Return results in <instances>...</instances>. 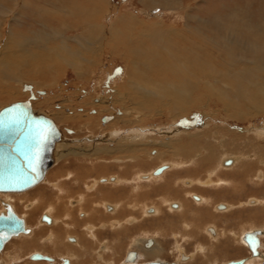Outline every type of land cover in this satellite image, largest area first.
<instances>
[{"label": "bare ground", "instance_id": "obj_1", "mask_svg": "<svg viewBox=\"0 0 264 264\" xmlns=\"http://www.w3.org/2000/svg\"><path fill=\"white\" fill-rule=\"evenodd\" d=\"M55 1L59 5L49 10L41 7L40 3L39 7L35 8L34 3H29L28 0H0V103L4 102L2 99L10 100L24 96L22 89L19 88L20 85L12 86L13 83L21 84L22 81H29L37 83L38 86H46L48 83L39 79H46L49 76L50 79L56 80L63 65L71 67V71L75 70L77 75L82 77L84 61L78 51L72 52L71 45L75 43L84 52L92 53V50L98 49L99 44L102 47L99 42L101 35L110 39L108 45L103 48L109 49L111 56L120 59L124 56L127 59L126 80L120 81L117 90L109 99L98 96L88 103L87 99L83 98L82 102L77 104L78 108H72L73 114H66L65 109L60 110L61 107L54 114L47 111L38 113L31 104L27 103L36 115L54 121L60 138L54 144L52 169L40 183L25 191L26 193L0 192V206L1 202H5L6 210L8 204L17 210V207L11 203L15 196L17 197L15 199L27 210L26 215L20 214L18 210L17 212L26 219L23 220L28 230L27 233L15 236L17 242H10L15 238L13 237L7 242L8 244L6 243L0 252V264H60L62 259L69 260L70 264H118L115 257L120 251L124 252L123 243L126 241H123L121 236L127 237V232L131 230L136 231V235L144 231L155 233V236L146 237L141 241L135 239L133 246L125 250L127 254L131 250L139 249V261L135 264L152 261L167 263V255L173 253V250L179 253V258L173 262L174 264H196L195 260L204 258L203 254L215 253L220 247H229L232 242L231 237L237 238L238 235V243L240 246H242L240 242L244 243L246 247H242L248 251L249 256L233 262L243 260L242 264L264 263V227H251L239 234L228 225L229 219H236L238 222L246 216H242L244 213L249 215L253 213L254 216H249L250 219L255 218L254 220L257 221L256 218L261 219L260 216L263 214L258 215L255 212L264 208V197L251 196L246 201L240 202L234 198L220 199L222 197L220 195H236L248 190V181L255 186L251 189L263 191L264 127L260 132L250 131V128L244 130V127L236 131L224 125L215 126L204 122L195 126L204 128L192 130L194 126L191 129L189 126L177 124L180 119L188 117L191 106L201 108L199 106L205 102L221 103L225 113L224 118L232 122H242L250 117H264V17L257 23V26L262 28L260 34H254L255 26L247 25L244 20L246 11L233 16L230 18L232 20L225 21L219 25L220 29H216L212 24L207 23L219 22H209L208 18L200 15H190L189 11L192 8L184 6V0H140L145 6H152L150 8L152 10L157 8L178 10L177 16L186 22L187 31L184 28H177L178 26L169 28L166 26V30H163L165 29L163 20L152 19L147 12H143L141 17L126 11L115 15L116 13L110 11L112 9L110 0ZM80 1L87 2L81 9ZM51 4H54V1ZM18 8L21 14L24 11L31 13L34 17L33 21L40 27L37 31L31 32L32 37L27 36V38L24 33L17 35L13 31L14 26L11 21L9 22L8 15L10 17L13 12L17 13ZM79 12L82 14V20L78 25L80 27L77 28L86 30L81 35L70 37L67 29L75 27L70 26L67 19L76 16ZM180 12H183V18ZM261 15L264 16V12ZM46 16L58 21L54 30L50 32L51 27L45 20ZM61 17L65 20L60 21ZM110 17V25H105V21ZM101 19L102 22L99 21ZM152 20L155 23L148 25ZM107 26H110V29H107ZM55 27L59 30H55ZM139 27L142 29H138ZM105 33H108V36ZM143 46H147L146 52L150 58H153V60L149 58L150 61L147 63L150 70L148 75L138 70L133 62L134 59L139 60L144 55ZM13 49L22 53L19 61ZM206 51L214 53L216 60H211L205 55ZM96 53L94 52L93 55ZM205 59L208 62L207 67L203 65ZM31 62L26 71L25 66ZM53 82L51 83H56ZM41 92L37 91V93ZM43 93L41 95L48 97L51 95V92L43 91ZM138 98L142 102H137ZM94 99L96 100L93 101ZM15 103L19 102L1 106L0 111ZM34 105L45 108L40 102ZM118 106L122 108L120 116L116 115L119 111L118 108L116 109ZM106 115L115 118L107 124L103 121ZM161 116L166 123H159L157 124L159 126H156L155 122H147ZM57 124L62 126L59 127ZM95 128H98L97 132ZM62 134L69 140H64ZM86 135L91 136L89 144L86 142L89 139L81 140ZM158 135L167 139L157 144ZM57 153H60L59 157L55 155ZM88 162L95 164L90 165L87 164ZM97 168L101 169L99 172L102 175L99 173V176H91L92 171ZM156 169L159 171L154 173ZM83 170L86 175L88 174L85 179L81 178ZM63 171H65L64 175L54 176ZM69 177L73 179L66 190ZM110 177L115 178V181H111ZM80 179H83L82 189L80 187L77 191L72 187L80 183ZM161 182L168 184H159ZM150 185L156 187L147 194L145 192L138 194V198L137 195L131 197L134 202L128 199L129 191L131 193L134 188L142 190ZM65 190L68 195L66 203L61 196ZM164 191L169 193V197L163 195L165 199L161 204L155 199L158 196L160 198L161 192ZM44 192H49L51 197L49 195L46 197ZM186 193H189L188 199H185ZM194 196L200 199H194ZM143 199L147 203L139 213L143 201L138 202V200ZM70 201L77 203L71 205ZM96 202L99 204H95ZM133 203L135 205H131ZM173 203L178 204V207H171ZM28 204L31 205L29 209ZM106 204L114 206L115 211L106 212L104 209ZM63 208H65L64 212ZM135 209H138V216L143 214L145 218L137 216V219L132 212H135ZM147 209H153L154 213L147 215ZM209 211L210 214L219 215L211 216L208 214ZM44 212H48L54 222L51 224L47 219L46 225L39 221L41 231L37 234L30 225ZM227 212L233 215L218 217L224 216ZM0 213V215L5 213L2 206ZM170 219L181 221L173 225ZM130 220L131 224H129ZM153 222L162 224V228L154 225ZM199 222L205 223L199 224ZM220 223H223V227L219 225ZM64 225L69 228L81 227L82 235L69 233ZM178 228L181 229L177 231ZM158 229H161V233H158ZM199 229L202 230L201 233L209 244L201 246L204 247L203 250L199 249L200 244H196L194 253L186 255L182 244L186 241L190 243L186 239L187 234L198 235ZM109 231L116 236L112 242L109 238L102 237V234ZM165 231L170 233L171 240L168 241L166 237V241L161 242L162 239L158 240V234L162 236ZM253 233L258 234L260 240L258 256L250 253L251 249L248 248L245 239L247 234ZM222 235H225L224 243L220 241ZM133 236L135 235L129 238ZM70 237L75 238L77 242H68ZM148 239L154 241V246L146 252L142 245ZM31 243H40L41 247L36 246V250L27 254H24V251L23 255L21 251L28 250L27 246H31ZM10 244L13 245L11 251L8 247ZM103 244L105 249L101 250L100 246ZM50 248L53 250L51 251ZM37 253L50 257L52 261L32 260V255ZM181 255L186 257L183 256L181 260ZM88 257L91 260H87ZM122 262L123 259L119 264H124ZM230 262L232 261L222 264Z\"/></svg>", "mask_w": 264, "mask_h": 264}, {"label": "rangeland", "instance_id": "obj_2", "mask_svg": "<svg viewBox=\"0 0 264 264\" xmlns=\"http://www.w3.org/2000/svg\"><path fill=\"white\" fill-rule=\"evenodd\" d=\"M28 1H29V3L33 2L34 3L33 5L35 6V8L39 7V3H40L41 7H46L49 10L53 6L59 5V3L55 0H28ZM52 1H54V4H51ZM109 2L111 3V7H112V9L110 11L112 13H116L115 15H118L120 12L126 11L128 13L131 12V14L136 15L138 17H141V14L143 12H147L151 16L150 18L157 19V20H163L162 22H163V25L165 27V29H163V30H166V26H167V28H169L170 26H173V27L178 26L177 28H184V30L187 31V29H186L187 26H186L185 20L184 19L181 20V18L178 17L176 14V12H179L178 10L173 11L172 9H164V8H157V9L152 10V9H150L152 6H150V7H148L147 5L145 6L140 0H110ZM85 3H87V2H85V1L79 2L80 9L82 6H84V7L86 6ZM184 3H185L184 6H191L192 9L189 11L190 15H192V16L200 15L202 17L208 18L210 20L209 22H214V21L219 22L218 24L217 23H207L210 25L212 24L216 29H220L219 25H222L225 21L232 20L230 18H232L233 16H235L237 14H241L242 12L244 13L246 11V17L244 18V20L247 22V25L252 24L253 26H255L254 34L255 33L260 34L262 32V28L260 26L258 27L257 23L260 22V20L264 17L263 15H261L264 12V5H263L264 0H184ZM5 14L6 13H4V15ZM181 14H182V18H183L184 17L183 12ZM13 15L10 17L8 15V19H9V22L11 21L13 23V26H14L13 31H15L14 33H16L17 35L24 33V34H26L24 36L32 37L31 32L37 31V29L40 28V27H38V24L33 21L34 17L31 16V13H29V12L24 11V13L21 14L20 9L18 8L17 13L15 11V12H13ZM17 18H19V19H17ZM20 18H21V20H20ZM61 19L65 20L64 17H61L60 21H61ZM109 19L111 20V17L107 18V20L105 21V25H110ZM45 20H47V22L49 23L48 26L51 27L49 29V32L51 30H54V26L57 25L58 21L53 20V19L49 18L48 16L45 17ZM67 20L70 22V26L75 27V28L71 27L69 30L67 29V34L70 37L75 36V35H79V34L81 35L82 33L85 32L86 29H84V28L78 29L77 28V27H80L78 25L81 24V20H82V14H80V12L77 13L76 16L73 15L72 17H70V19H67ZM142 20L146 22V20H144V19H142ZM99 21L102 22L103 19H101ZM150 23H155V22L152 20L148 23V25ZM189 24H190V22H189ZM107 27H108L107 29H110L109 28L110 26H107ZM138 29H142V28L139 27ZM55 30H59V29L57 27H55ZM207 30L205 32L206 34L208 32ZM47 31H48V29H47ZM105 35L108 36V33H105ZM109 40L110 39H107L103 35H101L99 42L102 44V47L99 44L97 46L98 49L92 50L91 51L92 53L84 52L82 49L78 48L77 44H75V43L73 45H71V47L73 48L72 52L78 51L80 57L84 61V63H83V67H84L83 74L84 75L82 77H79L74 69H73L74 71H71L72 70L71 67H68V66L65 67L63 65V69H62L61 73L58 74L59 76H57L58 78L56 80L50 79L49 76L46 77V79H43V78L39 79L42 82L48 83V84L51 82L54 83L53 81H55L56 82L55 84L51 83L49 85L46 84V86L45 85L38 86L37 83L34 84L35 82L32 83L29 81H26V82L22 81L21 84L20 83H16V84L13 83L12 86L17 87L20 85L19 88L22 89V94H24V96L20 97V98H15V99L12 98L10 100L2 99V101H4V102H2V104L0 103V107L4 106V105L6 106V105L13 103V102H20V101L24 102L25 101L26 103L31 104L32 107L34 108V110L38 113L47 111L50 114H52V113L54 114V113L58 112L59 111L58 109H60V107H61L60 110L65 109L64 112L66 114H68V113L73 114V112H72V111H74L73 109L78 108L77 106L82 102L83 98L87 99L86 102H88V103L91 102L92 98H94V97L98 98V96H102L104 98L109 99L110 95L112 96L113 93H115V91L117 90V88H118L117 85L120 83V81L124 82V80H126L125 79V73H126L125 68H127L126 64L128 62L124 56H121V59L123 60V62H121V59L119 57L114 58L113 56H111V51L109 49L103 48V47L108 45ZM147 44L150 47L149 42H147ZM93 47H95V46H93ZM142 48L145 51L144 55L139 60H137V59L133 60V58L131 57V59H130L131 63L130 64L132 65V60H133L136 68L138 70L144 72L146 75H148L150 73V70H149V66L147 63L150 61V59L153 60V58H150L148 52H146L147 46H143ZM33 50H35V49H33ZM116 50H119V49H116ZM13 51L17 54L15 56H17V61H19L22 57V53H19L17 49H13ZM35 52H37V51L35 50ZM94 52H97L96 55H93ZM161 53L163 54L162 50H161ZM205 55H208L211 60H216L215 59L216 57H214L215 54L212 52L206 51ZM31 64H32V62L25 66L26 71H27V68ZM203 65H204V67H207L208 62L206 59L204 60ZM127 72H128V70H127ZM151 74H152V70H151ZM54 75L55 74H53V76ZM51 80H53V81H51ZM28 87H30L31 89H28ZM37 89L42 91L41 93H43V91H46L47 93L51 92L50 97H48L47 95H41V93H37V91H38ZM55 95H57V96H55ZM53 97H54V99H53ZM44 98H46V99H44ZM95 100L96 99H94L93 101H95ZM136 101L142 102V100L140 98L136 99ZM37 102L43 103V106H45V108H43V107L40 108V107L34 105ZM46 102H47V104H46ZM70 104H71V106H70ZM194 107H195L194 105L191 106L190 114H188V117L179 120V122L177 123L178 126H180V124H182L183 126L184 125L189 126L191 129H192V126H194L192 130L202 129L204 127H195V126L200 125L201 123L203 124L205 122L206 124H209V125L211 124V125H215V126L216 125H224L225 127H229L230 129L233 128L236 131H238V129H242L244 127L243 128L244 130L250 128V131H256L257 130L259 132L264 127V117H256V118L250 117L249 119L242 121V122H232V121L226 120L224 118L225 113L223 111L224 109L221 106V103L218 104L217 102L216 103L215 102H207V103L205 102L204 104H202V106H199L201 108H198V107L194 108ZM117 108L119 111L116 112L115 110ZM116 109H114V111L116 112V115H118V116L122 115V113L120 112V110L122 108H120L118 106V107H116ZM201 109L204 112L203 111H197V110H201ZM205 111H206V114H205ZM76 112H77V110H76ZM78 112H80V111L78 110ZM200 112L203 114H201ZM105 117L109 119L107 121L108 123H111L115 118L114 116H109V115L104 116V118ZM163 120H164V117L161 116V117H155L153 119H150L147 122H150V123L155 122L154 125L159 126L157 124L166 123V121H163ZM57 125L59 127L62 126L60 124H57ZM103 125H105V124L103 123ZM148 125H150V124H148ZM151 126H152V124H151ZM181 128L185 129L184 127H181ZM97 130H98V128H95L96 132H97ZM225 133L227 134V132H225ZM83 134H81V135H83ZM62 137L64 138V140H69V138H67L66 135L64 136L62 134ZM89 138H91V136L86 135V136H83L81 140L85 141V140H88ZM166 139H167V137H166ZM166 139H164V137H161V135H158L157 144L160 143L161 141H165ZM90 141H91V139L86 141L87 144H89ZM87 146H89V145H87ZM58 148L59 147L57 145L56 146L57 152H58ZM55 155H57V157H59L60 153H57ZM87 164L94 165L95 162H88ZM73 170H75V168ZM95 170L96 171L98 170V171L96 172ZM95 170L92 171L91 176H95V177L99 176V173H100L99 171H101V169L97 168ZM83 171L81 172L83 174V175H81V178L85 179V177H87L88 174L86 175L85 170H83ZM110 171H112V170L110 169ZM64 173H65V171L58 173L57 175H54V176H56V177L62 176V175H64ZM100 174L102 175V173H100ZM72 179L73 178L68 179V181H67L68 186H67L66 190L69 188V185H70L69 182ZM83 179L82 180L80 179L81 185H80V183H77V184L73 185L72 188L75 187L77 189V191H79L80 187L82 189ZM127 182H128V179L126 180L125 185H127ZM159 184L167 185L168 182H163V183L161 182ZM247 184L250 187V188L248 187V190L242 191L239 194L236 193V195L235 194H226L225 196L220 195V196H222V197L219 196L220 199L221 200H223V199L231 200L234 198L236 201L240 202V201H246L251 196H258L261 198L264 197V192H263L264 189H263V191H259L260 189L259 190L251 189V187L253 188L255 186H252L251 185L252 183H250L249 181L247 182ZM134 186L135 185H133V187ZM153 187L155 188L156 185H152V186L150 185V186L145 187L144 188L145 191H144V189H142L143 192L141 189H140L141 190V192H140V190L134 188V190H131V193L129 191L128 199L129 200L132 199L130 201H133V198H131V197H134V195L135 196L137 195V198H138L139 195L144 194V192H145V194H147L148 192H150L151 189H153ZM66 190L64 191V194L61 195L64 203H66V201L68 200V195H67ZM183 192L185 193V191H183ZM44 193L46 194V197H48V195L50 196L49 192H47V193L44 192ZM222 194H224V193L222 192ZM1 195H8V194H1ZM9 195H11V194H9ZM163 195L164 196L168 195V197H169V193L164 191V192H161V194H160L161 197L158 198L159 197L158 196L157 197L158 199L156 198L155 200L158 202L160 201L161 204H163L164 199H165ZM188 196H189V193H186L185 199H188ZM50 197H49V199H50ZM13 198L14 199L11 203L17 207V210L19 211L20 214L26 215L27 210L24 209V206L21 203H19L20 201L18 202V200L15 199L17 197L14 196ZM14 200H16V202ZM139 201H143L141 210L139 212V213H141L144 209L143 207H145V205H146L145 203H147V202H146V200L144 201V199L138 200V202ZM4 204H5V202H1V206L4 208V211H5L6 208H5ZM95 204L98 205L99 202H96ZM165 204H166V202L164 203V205ZM131 205H135V204L133 203ZM1 206H0V208H1ZM249 208L254 209L255 207H249ZM135 210H136L135 212L134 211H132V212L135 213V215L137 217L139 214V213H137L138 209H135ZM163 210L165 211V207H163ZM64 211H65V208H63V212ZM255 213L258 215L263 214L262 216H260L261 219H259V217L256 218V219H258V221L254 220L255 218H253V219L249 218V216H254L253 213L250 215L248 213H244V214H242V216L243 215H246V216H244L238 222L236 219L235 220L229 219L228 225H230L233 228V230L239 234L243 230L251 228V227L263 228L264 227V208L261 211H256ZM208 214L211 216L219 215L218 213L217 214H214V213L210 214V211L208 212ZM231 215H233V214L227 212V213H225L224 216H218V217L225 218V217H230ZM141 216H142V218H145L143 216V214ZM141 216H138V217L140 218ZM138 217H137V219H138ZM39 218H40V216H38L36 218L35 222L32 225H30L37 232V234H38V232L41 231V227L39 225V220H38ZM139 220H141V219H139ZM216 220L218 221L220 219H216ZM180 221H181L180 219H172V220L170 219V222H172L173 225L179 224ZM142 222H144V221H142ZM200 223L201 222H199V224ZM203 223H205V222H202L201 224H203ZM223 223H224V220H223ZM223 223H220L219 225L223 227ZM153 224L162 228V224H159L158 222H153ZM126 225L128 226L129 224H126ZM48 228H50V226ZM64 228H66V227H64ZM67 229H68L69 233H71V232L76 233L78 236L82 235V228L81 227H75V228L67 227ZM179 229H181V228H178L177 231H179ZM200 229H202V227ZM200 229H199L200 232H198V235L187 234L186 239L189 242L195 241V244L196 243L198 244L199 240H201V241L203 240V242H205V246H206L209 244V242L204 238V236L201 233L202 230H200ZM160 231H161V229H158V233H161ZM23 235H25V234H23ZM132 235H135V236H133L132 238H129ZM152 236H155V233L150 232V231H144L141 234L137 233V235H136V231H133V230L128 231L127 237H123V238L121 237V239L123 241L126 240L123 243V251L125 252V250L127 251L129 248H131L134 244L135 239H139V241H141L142 239H144L146 237H152ZM158 236H159V238L158 237L157 238L159 241H160V239H162L161 242L163 240L166 241L165 240L166 237H167L168 241L171 240L170 233L167 231L162 233V236L159 234H158ZM102 237L109 238L110 242H112L116 236L114 235L113 232L109 231V232L102 234ZM238 237H239V235H238ZM238 237L237 238L231 237L232 242H231L230 246L227 248L220 247V249H218L215 253H213V252L205 253L202 255V257H204V258H201V259L196 257V258H198L197 260H195L196 264H222V263H226L229 261L238 260V259H241L244 257H248L249 256L248 251L243 249V247H242V246H244V247H246V246L244 245L243 242H240L242 245V246H240V244L238 243ZM197 238H198V240H197ZM17 241H18V239L15 237L10 242L15 243ZM220 241L224 243L225 235H222ZM10 246H11V244L8 245L9 250L12 249L13 245L11 247ZM36 246H37V248H39V247H41V244L40 243H35V244L31 243V246H27V248L29 247L28 250L25 249V250L21 251V253L24 251H25L24 254H27V252L29 253V251L32 252V251L37 249ZM182 247H183L185 254L190 255V254L194 253L196 245H193L191 243H187V241H186L185 244H182ZM50 250L52 251L53 248H50ZM124 252L121 253V251H120V254L115 257V260L118 264L122 261L123 258H121V255H123ZM174 252L175 251L173 250V253H169L167 255V260L169 258V255L172 256V258H170V260H172L173 262L178 260L179 253H177V252L174 253ZM11 253H14V252H11ZM26 256H24V258H26ZM87 260H91V258L88 257ZM15 261L17 262V260H15ZM18 262H21V260H18ZM45 262H47V261H45ZM262 264H264V263L262 262Z\"/></svg>", "mask_w": 264, "mask_h": 264}, {"label": "water", "instance_id": "obj_3", "mask_svg": "<svg viewBox=\"0 0 264 264\" xmlns=\"http://www.w3.org/2000/svg\"><path fill=\"white\" fill-rule=\"evenodd\" d=\"M60 133L53 120L36 115L27 103H15L0 111V192H25L46 176L53 165V148ZM25 221L11 207L0 215V252L13 237L27 233ZM252 253L257 254L258 234L245 237ZM32 260L52 261L48 256L33 254ZM133 259V256L128 257ZM244 261L228 264H242ZM61 264H68L67 261ZM157 264V263H149Z\"/></svg>", "mask_w": 264, "mask_h": 264}, {"label": "flooded vegetation", "instance_id": "obj_4", "mask_svg": "<svg viewBox=\"0 0 264 264\" xmlns=\"http://www.w3.org/2000/svg\"><path fill=\"white\" fill-rule=\"evenodd\" d=\"M109 119L108 118H103V121L104 122H106V123H108L107 121H108ZM56 165V164H55ZM54 165V166H55ZM54 166H53V168H54ZM160 168H162V167H160ZM51 169H52V167L50 168V171H51ZM157 169H159V168H157ZM155 170L154 171V173H156L157 171H159V170ZM163 169L165 170V167L163 166ZM49 171V172H50ZM47 174H48V172H47ZM109 179H111V181H115V178H112V177H110ZM88 188H90V187H88ZM26 193V192H25ZM199 197H197V196H194V199H198ZM200 199V198H199ZM77 203V201H70V204L71 205H76V203ZM30 204H28L27 205V208L29 209L30 208ZM173 206H177L178 207V204H175V203H173V204H171V207H173ZM8 207H11L10 205H7V208ZM108 207V208H107ZM112 205H104V209L106 210V212H114L115 211V208H114V206L112 207ZM12 208V210L16 213V214H18V216H20L22 219H24L25 221H26V219L24 218V217H22L18 212H17V210H14L13 209V207H11ZM172 209V208H171ZM104 210V211H105ZM5 211H7V210H5ZM154 210L153 209H147V215L148 214H150V215H152L154 212H153ZM4 214H6V212L4 213ZM47 214V215H46ZM43 215V216H42ZM41 216H40V219H39V221H40V223H44V224H46L47 225V219H49V221H50V223L52 224L53 222H54V220L52 219V218H50L51 217V215L49 216V214H48V212H44L43 214H42ZM81 217H82V215H81ZM27 223V222H26ZM132 223V221L130 220L129 221V224H131ZM49 225V224H48ZM122 238L123 237H126V236H121ZM259 238V237H258ZM76 239L75 238H73V237H70L69 239H68V242H70V243H76L77 242V240L75 241ZM259 242H260V240H259ZM144 245V246H143ZM143 245H142V248H143V250L144 251H149V250H151L152 248H153V246H154V241L152 240V239H148V240H146L144 243H143ZM104 247V248H103ZM248 248H249V246H248ZM100 249L101 250H104L105 249V244H103V245H101L100 246ZM250 249V248H249ZM259 249V248H258ZM250 253H252V251L250 250ZM253 254V253H252ZM258 252H257V256H258ZM126 255V256H125ZM129 255L130 256H134V258H133V260H131V259H128V257H129ZM186 257L185 255H181V260H183V258L184 257ZM254 256V255H253ZM139 257H140V252H139V249L138 250H131V251H129L127 254H125V252L123 253V255H121V258H123V262L122 263H124V264H135L137 261H139ZM170 258H172V256H170L169 255V258H168V262L166 263H162V262H158V261H152V262H149V263H157V264H174L173 263V261L172 260H170ZM55 260V259H54ZM57 261V260H56ZM62 262L61 263H63V262H65V261H67L69 264H70V262H69V260H66V259H62L61 260ZM57 263V262H56ZM60 263V264H61ZM149 263H146V264H149Z\"/></svg>", "mask_w": 264, "mask_h": 264}, {"label": "crops", "instance_id": "obj_5", "mask_svg": "<svg viewBox=\"0 0 264 264\" xmlns=\"http://www.w3.org/2000/svg\"><path fill=\"white\" fill-rule=\"evenodd\" d=\"M61 227H62V226H61ZM64 227H68V226H67V225H65ZM197 240H198V238H197ZM198 242H199V243H198V244L196 243V244H197V245H199V244H200V247H199V249L201 248V246H203V245L205 246V242H203V240H202V241H201V240H199ZM190 243H191V244H193V245H196V244H195V241H193V242H190ZM188 245H189V244H188ZM192 248H193V247H192ZM202 248H204V247H202ZM202 248H201V250H202Z\"/></svg>", "mask_w": 264, "mask_h": 264}]
</instances>
